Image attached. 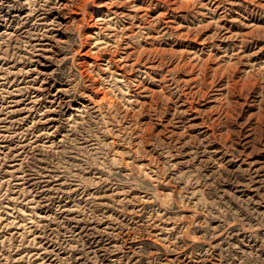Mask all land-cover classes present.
Listing matches in <instances>:
<instances>
[{
  "label": "rangeland",
  "instance_id": "rangeland-1",
  "mask_svg": "<svg viewBox=\"0 0 264 264\" xmlns=\"http://www.w3.org/2000/svg\"><path fill=\"white\" fill-rule=\"evenodd\" d=\"M0 264H264V0H0Z\"/></svg>",
  "mask_w": 264,
  "mask_h": 264
}]
</instances>
